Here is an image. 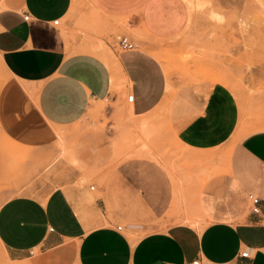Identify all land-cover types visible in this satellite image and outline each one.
<instances>
[{
	"label": "crops",
	"instance_id": "obj_1",
	"mask_svg": "<svg viewBox=\"0 0 264 264\" xmlns=\"http://www.w3.org/2000/svg\"><path fill=\"white\" fill-rule=\"evenodd\" d=\"M88 1L104 18H128L132 30L166 35L182 20L175 0ZM75 2L0 0L1 69L37 89L38 113L54 127L98 115L94 134L106 145L124 130L146 132L162 99L157 66L133 51L117 72L101 57L78 51L79 45L66 40L68 31L53 24L58 19L70 25ZM116 81L134 95L133 103L116 104L111 91ZM151 90L155 99L146 96ZM110 98L103 119L96 107ZM170 106L168 128L186 148L207 155L209 173L191 205L180 194L174 199L177 223L129 238L99 206L78 209L77 193L66 192L60 182L45 197L0 202V264H264V131L233 142L237 120L221 89L205 97H176ZM215 152L221 154L211 157ZM85 180L79 179L84 196L94 190ZM249 194L260 200L258 213L252 212ZM244 251L248 258L240 257Z\"/></svg>",
	"mask_w": 264,
	"mask_h": 264
},
{
	"label": "rangeland",
	"instance_id": "obj_2",
	"mask_svg": "<svg viewBox=\"0 0 264 264\" xmlns=\"http://www.w3.org/2000/svg\"><path fill=\"white\" fill-rule=\"evenodd\" d=\"M175 1L181 24L166 35L132 30L128 18H104L88 0H76L70 25L59 23L68 31L66 40L79 45L78 51L96 52L117 72L124 55L134 53L157 66L162 99L151 112L146 132L124 130L106 145L94 134L100 129L98 115L70 127H54L38 113L37 89L16 82L0 67V202L16 196L45 197L62 182L66 192L77 193L78 209L97 205L129 238L138 239L177 223L174 199L180 194L183 203L191 205L209 176L207 155L186 148L168 128L165 119L174 98L205 97L221 89L237 120L233 141L264 131V0ZM121 36L133 40L134 53L119 50ZM214 76L226 82H214ZM166 78L171 86L167 97ZM117 85L111 91L122 107L131 93ZM157 92L146 96L155 99ZM113 99L96 107L103 119ZM82 177L86 186L94 187L86 196L79 186Z\"/></svg>",
	"mask_w": 264,
	"mask_h": 264
},
{
	"label": "built area",
	"instance_id": "obj_3",
	"mask_svg": "<svg viewBox=\"0 0 264 264\" xmlns=\"http://www.w3.org/2000/svg\"><path fill=\"white\" fill-rule=\"evenodd\" d=\"M28 19V16H25L24 17V20H27ZM55 26H58L59 25V20H55L54 23H53ZM117 46L119 48V50L121 52H132L135 50L136 48V45L135 43L133 42V40L130 38V37H127V36H121V37H118L117 39ZM134 101V95L133 94H130L127 96V102L128 103H133ZM248 198V201L250 202L251 206H252V212L253 213H258L259 212V208H258V204L260 202V200L255 196V195H252V194H249L247 196ZM122 228L121 227H117V230H121ZM240 257L242 258H248L249 257V253L247 251H244L240 254ZM192 264H200L199 261H196V262H193Z\"/></svg>",
	"mask_w": 264,
	"mask_h": 264
},
{
	"label": "bare ground",
	"instance_id": "obj_4",
	"mask_svg": "<svg viewBox=\"0 0 264 264\" xmlns=\"http://www.w3.org/2000/svg\"><path fill=\"white\" fill-rule=\"evenodd\" d=\"M185 1V0H184ZM192 4V3H191ZM188 5V4H187ZM190 8V7H189ZM91 17H93V16H91ZM90 18V17H89ZM91 19V18H90ZM100 43V42H99ZM145 43V42H144ZM148 44V43H147ZM151 44V43H150ZM97 45V44H96ZM152 45V44H151ZM99 46V45H98ZM145 47V46H144ZM147 47V46H146ZM145 47V48H146ZM149 47V46H148ZM155 47V46H154ZM91 48V47H90ZM90 48H89V50H90ZM145 48H143L144 50H145ZM92 49V48H91ZM94 49V48H93ZM92 49V50H93ZM150 49V48H149ZM95 50V49H94ZM97 50V49H96ZM160 50V49H159ZM162 50V49H161ZM85 51V50H84ZM99 51H100V49H99ZM99 51H98V54H99ZM154 51V50H153ZM91 52V51H90ZM93 52V51H92ZM166 52V51H165ZM94 53H96V52H93V54ZM163 53H164V51H163ZM104 54V53H103ZM150 54V53H149ZM95 55H97V54H95ZM106 55V54H105ZM98 56V55H97ZM157 56H159V55H157ZM157 56H155L154 55V57L155 58H157ZM159 58V57H158ZM160 58H161V56H160ZM102 59V58H101ZM109 59H111V58H109ZM159 62H162V61H159ZM165 64H166V67H167V63H168V61L167 62H164ZM164 68H165V66H164ZM167 70V69H166ZM168 71V70H167ZM226 75V74H225ZM208 76V75H207ZM210 78V77H209ZM120 80V79H119ZM211 80H213L214 82H218V83H225L224 82V80H223V78L221 77V76H214L213 77V79H211ZM230 80V79H229ZM119 83V81H116V83ZM115 87V86H114ZM117 87H118V85H117ZM170 88H171V86H170V83L167 81V88H166V97H167V95H168V93H169V91H170ZM233 88V87H232ZM165 99H167V98H165ZM164 99V100H165ZM168 105H169V103H168ZM237 135V134H236ZM236 137V136H235ZM234 137V138H235ZM234 142V141H233ZM191 154V153H190Z\"/></svg>",
	"mask_w": 264,
	"mask_h": 264
}]
</instances>
